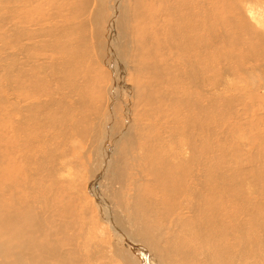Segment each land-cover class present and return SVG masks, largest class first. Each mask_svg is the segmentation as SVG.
I'll list each match as a JSON object with an SVG mask.
<instances>
[{"label": "bare ground", "instance_id": "6f19581e", "mask_svg": "<svg viewBox=\"0 0 264 264\" xmlns=\"http://www.w3.org/2000/svg\"><path fill=\"white\" fill-rule=\"evenodd\" d=\"M121 1L0 0V264H264V0Z\"/></svg>", "mask_w": 264, "mask_h": 264}, {"label": "rangeland", "instance_id": "374dc122", "mask_svg": "<svg viewBox=\"0 0 264 264\" xmlns=\"http://www.w3.org/2000/svg\"><path fill=\"white\" fill-rule=\"evenodd\" d=\"M108 1V2H107ZM114 2V0H106V4H107V8H108V6L110 7L111 6V4ZM123 1L124 0H122L121 1V6H122V3H123ZM109 3H110V5H109ZM111 11V12H110ZM122 12H124L123 11V9H122ZM107 13H108V19H109V17H110V15L111 14H114V15H116L117 13H119L117 16H120V14H121V9L120 10H118L117 11V13L113 10V9H109L108 8V11H107ZM135 19H134V21H133V23H132V25L133 26H135ZM128 23L129 24H131V22L130 21H128ZM106 24V25H105ZM105 24L103 25V27L104 28H102V30L101 31H103L101 34H102V36H103V39H104V41H106L105 40V34L108 32V30H107V21L105 22ZM151 25V23H149V26ZM106 30V31H105ZM120 30H121V32H120ZM152 32V31H151ZM111 42H110V46H112V49H111V51L113 52V56L111 55V61L109 60V62H110V64H112L111 66H113V68H115V70L117 71V73L119 74V70H121V69H119V66H118V64L120 65V63H124V61H128V62H130L131 60L133 61L134 60V58H133V53H135L136 51H134V49H133V45H132V43H133V40H132V33H131V29L129 30V32L127 33V32H125L122 28H115V30L114 31H112L111 32ZM121 35V36H120ZM151 35V34H150ZM123 39H124V41H126L125 43H124V41H123ZM117 40V41H116ZM119 40V41H118ZM132 42V43H131ZM153 41H151V43H152ZM127 44V45H126ZM116 45V46H115ZM119 45V46H118ZM124 45V46H123ZM126 46H128V48L126 47ZM152 46V44H149V46L146 48V49H144L143 50V52L147 55H150V54H155L156 53V49H155V46L153 47H151ZM131 47V48H130ZM150 47V48H149ZM153 48V49H152ZM151 49V50H150ZM155 50V51H154ZM149 51H150V53H149ZM119 52H121V53H119ZM117 54V55H116ZM123 54V55H122ZM123 56V57H122ZM115 59V60H114ZM125 59V60H124ZM118 60H120V61H118ZM130 60V61H129ZM115 62H116V64H115ZM118 62V63H117ZM103 66H105V64L104 63H101ZM122 65V64H121ZM115 66H117V67H115ZM126 69H128L129 70V68H127V66L125 65L124 66ZM121 68V67H120ZM118 69V70H117ZM125 69V74L122 76V75H118V74H116V76H115V73L113 74L112 72H109V77L111 76V78L112 77H115V79L117 78V79H121V80H119L120 81V83L119 84H127V85H129L130 87H128V88H126L125 87V92L124 91H122L121 93H120V95H121V99H120V101L121 100H123V101H127L126 100V98L125 97H127V95H128V97L127 98H131V95H132V81H131V79H130V74H129V72H128V70H126ZM119 71V72H118ZM112 75H114V76H112ZM126 75V76H125ZM128 75V76H127ZM110 78H109V83H110ZM128 80V81H127ZM133 80V79H132ZM127 82V83H126ZM129 83V84H128ZM106 85H108V84H106ZM117 85V84H116ZM112 86V85H111ZM110 86V87H111ZM114 87H115V85H114ZM131 92V93H130ZM125 93V94H124ZM123 96H124V98H123ZM119 100L115 103V104H120L121 105V103L122 102H120ZM239 104L237 103V105H235V108L237 109V107L239 108ZM237 111V110H236ZM236 111H235V116H237L236 115ZM232 116H234V112H232V113H230ZM229 114V115H230ZM116 115L118 116V113L116 112ZM230 115V116H231ZM120 117V116H119ZM232 120V119H231ZM230 121V120H229ZM112 145H113V143H112ZM113 148V147H112ZM110 149V153L112 154V152H113V149ZM37 207H39V205L37 206ZM41 207V206H40ZM39 209V208H38ZM223 209V208H222ZM48 211V210H47ZM50 212V211H49ZM52 213V212H51ZM58 220V219H57ZM52 222H53V220H51ZM129 233V232H128ZM132 233V232H131ZM262 233L264 234V229L262 230ZM75 246V245H74ZM66 248H67V246H65ZM149 257H151L150 259L151 260H149L148 261V263H146V264H157V263H155V259H154V262H153V258H152V255H150ZM97 258H98V255H97ZM101 258V259H100ZM99 258V261L101 262V263H107L108 261H106V260H108V259H106V260H104V258L103 257H100ZM103 258V259H102ZM140 259H142V260H140V261H143L144 263L143 264H145V256L144 255H142V254H140ZM261 263H263L262 261H261ZM107 264H116V262H109V263H107ZM252 264H253V262H252Z\"/></svg>", "mask_w": 264, "mask_h": 264}]
</instances>
